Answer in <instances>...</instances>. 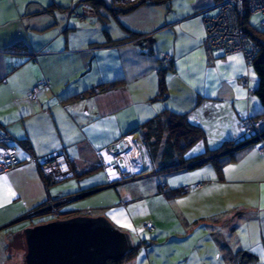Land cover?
<instances>
[{
    "label": "crops",
    "instance_id": "0c3cea01",
    "mask_svg": "<svg viewBox=\"0 0 264 264\" xmlns=\"http://www.w3.org/2000/svg\"><path fill=\"white\" fill-rule=\"evenodd\" d=\"M218 2L171 0L116 14L110 8L97 12L88 0H0V123L20 141L23 160L0 175V264H13L12 244L24 243L23 232L12 226L29 219L26 216L49 198L94 189L84 185L82 177L101 168L100 149L126 134L144 144L145 160L138 163L148 177L143 185L152 182L147 188H125L126 204L116 205L109 214L130 235L139 236L132 239L138 253L121 264H239L236 252L256 246L264 255V138L216 162L205 159L222 152L196 160L245 137L239 113H264L255 94L259 77L253 62L241 53L217 55L212 62L207 57L203 16L216 13ZM250 17L249 29L264 31L253 27ZM131 32L145 36L115 46L95 45L108 36L127 38ZM163 53L172 61L165 73L167 97L158 100ZM44 79L50 86H42L32 101L30 92ZM172 112L186 114L205 134L183 156L169 137ZM60 150L74 157L73 172L64 179H71L70 185H56L59 181L51 177L45 181L31 159ZM182 159L188 164L175 170L182 175L169 176ZM101 174L110 179L105 169ZM163 181L171 189L190 183L197 187L172 198L167 196L171 186ZM212 185L224 186V202L214 212L206 198ZM129 202H136L134 209L144 202L141 209L150 212L149 223L155 227L151 231L157 234L138 231V214L130 211ZM40 223L38 218L24 226ZM246 224L253 228L257 244L248 231L242 238L236 235L239 246L234 248L232 239ZM256 256L249 258L264 261Z\"/></svg>",
    "mask_w": 264,
    "mask_h": 264
},
{
    "label": "built area",
    "instance_id": "2783aa9c",
    "mask_svg": "<svg viewBox=\"0 0 264 264\" xmlns=\"http://www.w3.org/2000/svg\"><path fill=\"white\" fill-rule=\"evenodd\" d=\"M122 2L127 3L128 1ZM246 12L249 13V16L260 14L262 17L260 24L264 30V0H219L216 13L203 16L205 28L203 45L209 61L212 62L217 55L227 56L235 53H241L249 62L253 61L259 52V47L251 40L242 24V17L246 15ZM166 57L169 59V54ZM42 86L49 87L50 81L44 79L42 85L33 87L29 94L32 101L38 99ZM238 116L247 136L257 132L264 124L262 117L255 118L245 116L242 113H239ZM137 142L133 134H126L98 151L99 164H103L109 173L110 184H116L115 180L127 178L132 174V165L134 160L136 161V150L140 149ZM260 150L264 151V147H261ZM31 158L38 163L45 177L51 176L61 181L72 173L74 157L66 150L56 151L44 159L34 156ZM22 162L17 140L0 123V175L19 166ZM113 175L114 178H112ZM69 198L57 200L49 198L45 204L26 217L29 218L33 214L39 213L41 215L46 213L58 214L61 204ZM144 228L153 230L154 226L149 223L145 224Z\"/></svg>",
    "mask_w": 264,
    "mask_h": 264
},
{
    "label": "water",
    "instance_id": "95a60500",
    "mask_svg": "<svg viewBox=\"0 0 264 264\" xmlns=\"http://www.w3.org/2000/svg\"><path fill=\"white\" fill-rule=\"evenodd\" d=\"M263 137L246 140L221 154L257 143ZM98 190L72 195L66 203ZM24 237L25 264H108L124 259L135 248L130 233L117 228L105 215H74L36 224L25 229Z\"/></svg>",
    "mask_w": 264,
    "mask_h": 264
},
{
    "label": "rangeland",
    "instance_id": "374dc122",
    "mask_svg": "<svg viewBox=\"0 0 264 264\" xmlns=\"http://www.w3.org/2000/svg\"><path fill=\"white\" fill-rule=\"evenodd\" d=\"M109 1H111V0H109ZM122 1H126V0H121V2ZM127 1H128L127 3H131V2H134L135 0H132V1L127 0ZM136 1H138V0H136ZM136 1H135V3H136ZM124 3H126V2H124ZM115 5L116 4L112 3V7H114ZM261 19H262V17L259 14L251 15V17H250L251 25H253V27H255L256 29L261 30L262 29V26L260 24ZM204 39H205V35H204ZM106 40H108V39H106ZM167 54L168 53H163L159 58L161 68H167L168 69L169 66L171 65V61H172L171 55H169L170 57H169V59H167V57H166ZM135 141L137 142L136 139H135ZM142 145L143 146L139 145L140 149L136 150V161L134 160V162H133L135 165L133 164L132 165L133 167L131 166L132 167V174H130L127 178H120L118 180H115L116 185L113 184V185L107 186L109 184L110 180L108 179L107 175H106V177L102 176L103 174H101V170H104L105 167L103 164H101V168L94 170L93 172L84 174V176L82 177V179H83L82 183L84 185L89 184L90 186H95L96 189H100V190H98L97 192L90 194L88 196H85L82 198H77V199H74L73 201L66 203L65 205L62 206V209H63L62 212L66 213L68 211H79L83 214L90 215V216L105 215L109 218V220L117 228H119L122 231L127 232L125 229H123V227L121 225H119V224L117 225V223L113 221L111 216H112L113 209H115L116 205L121 204L122 206H124L126 204L125 202H127V198H126L127 196L125 194V188L130 187V185H137V184H138V186H140V185L142 186L146 180L145 178H148V177H144V175L146 173L145 168L140 167V164L138 163V161L143 163L145 160V156H144L145 155L144 154V152H145L144 148L145 147H144V144H142ZM47 156H49V155H47ZM47 156H45V158ZM98 160H99V157H98ZM209 165H210V163H209ZM72 166H73V164H72ZM39 171H40L41 175L43 176V178L45 179V181H47L46 178H48V176L45 177L42 174L43 172H42L40 166H39ZM72 172H73V169H72ZM168 174H170L169 176L172 175L171 177H174L177 174L182 175L181 172L177 173V171H175V170H173V172H171V173L169 172ZM49 177H51V176H49ZM51 178L55 179L54 177H51ZM74 178H75L74 180L77 181V183H78L77 178L76 177H74ZM112 178H114V175L112 176ZM151 178H152V176L149 179H151ZM70 180L71 179H67L64 181L56 180V181H59L56 183V185H58V184L70 185L72 183V182H70ZM112 180H114V179H112ZM162 180H164V179H162ZM128 181H132V182H130L131 184L128 183ZM171 181H173V180H171ZM95 182H97L96 185H95ZM124 182H126V183H124ZM147 182L145 183V185H147V186L143 185L146 188L151 184L152 181H149L148 183ZM163 182H164V184L167 183L168 187L171 186L169 191L172 190L171 189L172 185H169L168 181H163ZM153 185L157 186V182H154ZM196 187H197V183H190L187 185H183V187L181 189H182V192L183 191L187 192L189 189L192 190V189H195ZM212 187H213V190L211 192H210V190L208 191L206 198L208 199L207 201L210 204V206H211V203H213L212 212H214L216 207L221 206V203L224 202V199H223L224 198V190L222 188L224 186L221 185L219 187V186L212 185V186H210V189H212ZM216 192L218 194H216ZM171 197L173 198V195ZM188 201H191V200H188ZM193 202H195V200ZM139 203L143 204L144 202H139ZM135 204H136V202H131V203L129 202L128 206H129L130 211H132L134 214H138V216H137L138 219L136 220L137 221L136 225H137L138 231H140L143 234L146 232H149L151 234H157L158 232H154V231H151L149 229L144 228V224L149 223L153 220L150 212L146 208L141 209V206H140L141 204H139L137 209L136 208L134 209ZM188 204H190V203L188 202ZM38 208L39 207L35 208L34 210H36ZM223 209H226V204L224 205ZM117 211L119 212V210H117ZM205 212L207 213L208 211L206 210ZM46 215H50V214L49 213L44 214V215L43 214L41 215V213L33 214L32 216L29 217V219H24V220L20 221L19 223H16L15 225L12 226V228H13V230H19V231L23 232V236H24V231L27 228L24 226L26 223L30 224V222H33V221L36 222L38 218H40L42 216H46ZM57 215L59 216L58 219H61L64 216V215H61V213H58ZM210 216H212V215H210ZM68 217H71V216H67L65 218H68ZM213 217L214 216H212L211 218H213ZM211 220H212V223L215 224V219H211ZM214 229H215V227H213V230ZM217 230H218L217 233L223 234V232H219V229H217ZM248 231H250L251 235L253 236V237H251L253 243L257 244V241H256L257 238L255 237L253 228L246 224L244 226L239 227V230L234 235V237L232 239V242L233 243L235 242V244L232 243V246L234 248L239 246L236 243L237 241H235L236 235H238L240 238H242L244 236V234L245 235L247 234ZM131 237H132V239L135 240V238L139 237V236H137L135 233H133V234H131ZM243 243H244V241H243ZM12 245H14L13 247H11V253H12V259L11 260H12L13 264H25V254H26L25 237H24V243L22 245L20 242L19 243L17 242L16 244H12ZM16 246H19V247H16ZM259 252L261 253V255H258ZM253 253H254V255H257L256 257H258L259 259L264 258L263 249L261 248V246L254 247L253 251L251 249H246V247H243V249L240 252H236L235 255H236V258L239 260V264H240V262L246 263V264H264L263 260H260V261L254 260L253 261L251 258H249L250 254H253ZM233 264H236V263H233Z\"/></svg>",
    "mask_w": 264,
    "mask_h": 264
},
{
    "label": "trees",
    "instance_id": "16d2710c",
    "mask_svg": "<svg viewBox=\"0 0 264 264\" xmlns=\"http://www.w3.org/2000/svg\"><path fill=\"white\" fill-rule=\"evenodd\" d=\"M88 1H91L93 8L97 12L102 8H110L114 13L118 14V12L131 11L139 5H143V4L155 5V4H160V3H164V2H170L171 0H138V1L135 0L136 3H135V1L131 2V3H124V2H121V0H117L121 4L118 7L109 6V5H107V3L104 0H88ZM248 17H250L249 13L246 12V15H244L242 17V24H243L246 32L250 36L251 40L254 41L259 47V52L256 55V57L253 59L252 62H253L255 71L257 72L258 77H259V83H258V87L255 90V94L260 98L261 102L264 104V31L250 30L249 25H248L249 24ZM259 33H263V34L260 35ZM142 36H145V35L143 33H138V32H131V35H129V37L124 38V39H119V40L112 39L111 37L108 36L107 37L108 40L106 42L97 43L95 45H97L99 47L115 46V45L127 42L128 40H131L133 38H137V37L142 38ZM159 70H160L159 71L160 72L159 73V89H158L157 95L154 98V99H158V100L161 98H166L167 94H168L167 80H166V75H165L167 68H161L160 67ZM261 117L264 118V113H262L261 115L255 116V118H261ZM167 126H168V130H169V137H170L171 141L173 142V145L177 149L178 153L181 156H183L187 151H189L198 142H200L201 140H203L205 138V134H204L203 129L199 125H196V124L190 122V120L188 119V116L186 114H183V113L172 112L168 116ZM262 134L264 136V128L262 129V125H261V127L259 128V130L257 132H255L249 136H247V134L244 132L245 137L243 139H240L239 141L226 142L225 144H223L221 147H219L216 150L207 151V152L202 153L201 155H198L199 157L197 156L196 160L203 159L206 156L215 155L216 153L227 151L229 149H232L234 147L239 146L242 142H244L246 140L256 138V136H258V135L261 136ZM261 140H259V141H261ZM19 143H20V141L17 140V144H19ZM22 144H25V143H22ZM252 144H256V143H252ZM234 152L235 151L230 152L227 155L232 156L234 154ZM222 156H224V155H220V156L216 155L213 158H211L210 160H211V162H216ZM187 164H188V162L184 161L182 159V161L179 165H176V167L173 166L172 168L174 170H176V169L180 168V166L187 165ZM180 192H182L181 189H172V190L167 192V196L168 197H171L172 195L176 196ZM71 196L72 195L69 194V195H63V196L53 197V198L57 200V199L71 197ZM46 201L43 204H45ZM43 204L39 205L38 207L42 206ZM64 204H66V202L61 204L59 213H61V207ZM74 213L75 212H69V213H65V215L69 216V215L74 214ZM46 214H48V213H46ZM49 214L50 215L40 217L39 218L40 222H43V223L48 222L51 220L58 219V217H59L57 214H52V213H49ZM154 229H155V227H154ZM134 246H135V248L131 252H129L124 259H121L118 261L111 260L108 262V264H121L124 260L135 256V254L138 253V249H139L138 246L139 245L137 244V246L136 245H134Z\"/></svg>",
    "mask_w": 264,
    "mask_h": 264
},
{
    "label": "snow or ice",
    "instance_id": "6c2138e0",
    "mask_svg": "<svg viewBox=\"0 0 264 264\" xmlns=\"http://www.w3.org/2000/svg\"><path fill=\"white\" fill-rule=\"evenodd\" d=\"M232 59H236V57H233Z\"/></svg>",
    "mask_w": 264,
    "mask_h": 264
}]
</instances>
